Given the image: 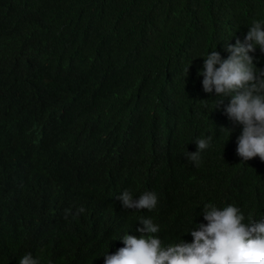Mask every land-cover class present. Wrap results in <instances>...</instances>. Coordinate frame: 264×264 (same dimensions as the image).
Returning a JSON list of instances; mask_svg holds the SVG:
<instances>
[{"label":"trees","instance_id":"1","mask_svg":"<svg viewBox=\"0 0 264 264\" xmlns=\"http://www.w3.org/2000/svg\"><path fill=\"white\" fill-rule=\"evenodd\" d=\"M253 21L264 0H0V264H104L141 217L190 243L207 203L264 217V161L236 154L230 97L214 110L198 75ZM125 189L155 209H124Z\"/></svg>","mask_w":264,"mask_h":264},{"label":"clouds","instance_id":"2","mask_svg":"<svg viewBox=\"0 0 264 264\" xmlns=\"http://www.w3.org/2000/svg\"><path fill=\"white\" fill-rule=\"evenodd\" d=\"M264 52V22L253 21L243 41L226 44L227 58L218 51L203 57L204 63L198 75L203 76L202 86L206 93L215 92L221 97L215 109L224 105L228 119L242 126L237 137L236 154L247 162L255 157L264 161V69H257L249 53L256 48ZM188 72V70H187ZM224 128V127H222ZM230 130V135L233 129ZM212 137L197 138L195 152H187V160L198 166L201 153L210 147ZM127 210L155 209L158 198L151 191L143 192L134 199L125 189L115 197ZM70 209L65 210L66 215ZM85 209L80 207L77 214ZM203 220L190 233L192 242L181 239L179 243L162 244L158 234L160 226L152 218L141 217L137 228L139 237L125 233L119 240L124 247L114 254H105L104 264H264V217H246L235 205L219 208L207 203L202 208ZM19 264H40L31 253L23 255Z\"/></svg>","mask_w":264,"mask_h":264}]
</instances>
